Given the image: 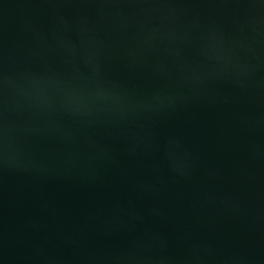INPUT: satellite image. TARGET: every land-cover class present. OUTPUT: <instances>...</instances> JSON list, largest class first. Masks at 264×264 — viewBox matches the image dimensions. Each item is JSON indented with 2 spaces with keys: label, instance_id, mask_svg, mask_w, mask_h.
I'll return each mask as SVG.
<instances>
[{
  "label": "water",
  "instance_id": "95a60500",
  "mask_svg": "<svg viewBox=\"0 0 264 264\" xmlns=\"http://www.w3.org/2000/svg\"><path fill=\"white\" fill-rule=\"evenodd\" d=\"M0 133L114 264H264V0H0Z\"/></svg>",
  "mask_w": 264,
  "mask_h": 264
}]
</instances>
